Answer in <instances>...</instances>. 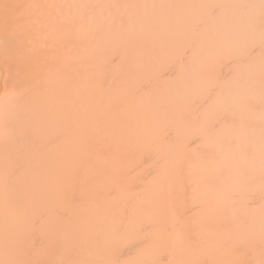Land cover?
Segmentation results:
<instances>
[{
    "label": "bare ground",
    "instance_id": "obj_1",
    "mask_svg": "<svg viewBox=\"0 0 264 264\" xmlns=\"http://www.w3.org/2000/svg\"><path fill=\"white\" fill-rule=\"evenodd\" d=\"M0 264H264V0H0Z\"/></svg>",
    "mask_w": 264,
    "mask_h": 264
},
{
    "label": "rangeland",
    "instance_id": "obj_2",
    "mask_svg": "<svg viewBox=\"0 0 264 264\" xmlns=\"http://www.w3.org/2000/svg\"><path fill=\"white\" fill-rule=\"evenodd\" d=\"M167 77V76H166ZM167 78H169V77H167ZM167 78H164V79H167Z\"/></svg>",
    "mask_w": 264,
    "mask_h": 264
}]
</instances>
